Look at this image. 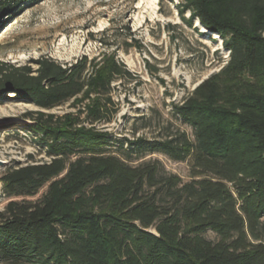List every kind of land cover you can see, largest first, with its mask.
I'll return each instance as SVG.
<instances>
[{
    "label": "trees",
    "instance_id": "trees-1",
    "mask_svg": "<svg viewBox=\"0 0 264 264\" xmlns=\"http://www.w3.org/2000/svg\"><path fill=\"white\" fill-rule=\"evenodd\" d=\"M22 1L0 0V28ZM182 2V17L189 11L190 25L197 18L230 51L219 71L173 104L193 139L178 130L114 141L95 126L118 112L114 83L130 75L114 52L66 64L41 56L37 68L0 62V94L11 86L43 109L76 108L28 114L36 123L25 128L50 160L0 178L9 196L0 264H264V0ZM115 142L122 152L111 150ZM137 151L188 160L190 179L159 160L134 164Z\"/></svg>",
    "mask_w": 264,
    "mask_h": 264
},
{
    "label": "rangeland",
    "instance_id": "rangeland-1",
    "mask_svg": "<svg viewBox=\"0 0 264 264\" xmlns=\"http://www.w3.org/2000/svg\"><path fill=\"white\" fill-rule=\"evenodd\" d=\"M183 0H23L3 14L0 28V62L7 65H37L41 56L72 63L87 55L116 54L130 75L114 83L113 100L118 112L110 122L95 126L116 140L145 137L166 138L185 130L193 139L194 130L173 114V104L181 101L203 80L219 71L230 51L223 38L202 29L197 18L190 25L179 5ZM39 111L63 116L76 111L70 102L52 110L22 100L13 88L0 94L1 176L12 167L50 160L36 134L25 128L36 123L29 113ZM90 126L89 122H86ZM113 152H122L115 142ZM125 150L127 144L124 145ZM110 150V151H111ZM134 164L161 161L169 173L189 180L190 163L154 152H134ZM0 181H2L0 179ZM45 192L34 197L37 199ZM9 200L0 189V210ZM211 240L219 237L205 233Z\"/></svg>",
    "mask_w": 264,
    "mask_h": 264
},
{
    "label": "water",
    "instance_id": "water-1",
    "mask_svg": "<svg viewBox=\"0 0 264 264\" xmlns=\"http://www.w3.org/2000/svg\"><path fill=\"white\" fill-rule=\"evenodd\" d=\"M5 165H7V164H6V161L0 159V167H3V166H5ZM2 187H3V182L0 181V189H1Z\"/></svg>",
    "mask_w": 264,
    "mask_h": 264
},
{
    "label": "bare ground",
    "instance_id": "bare-ground-1",
    "mask_svg": "<svg viewBox=\"0 0 264 264\" xmlns=\"http://www.w3.org/2000/svg\"><path fill=\"white\" fill-rule=\"evenodd\" d=\"M199 24L201 25L202 29L205 30V28L202 26V24L200 22H199ZM205 31H207V30H205Z\"/></svg>",
    "mask_w": 264,
    "mask_h": 264
}]
</instances>
